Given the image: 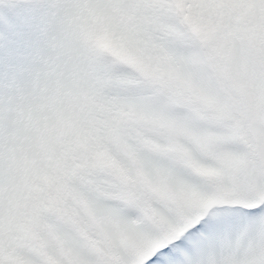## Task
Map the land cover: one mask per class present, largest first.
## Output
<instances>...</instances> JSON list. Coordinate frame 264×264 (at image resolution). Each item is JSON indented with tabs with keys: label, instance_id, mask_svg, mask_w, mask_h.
I'll return each mask as SVG.
<instances>
[{
	"label": "snow or ice",
	"instance_id": "1",
	"mask_svg": "<svg viewBox=\"0 0 264 264\" xmlns=\"http://www.w3.org/2000/svg\"><path fill=\"white\" fill-rule=\"evenodd\" d=\"M0 264H264V0H0Z\"/></svg>",
	"mask_w": 264,
	"mask_h": 264
}]
</instances>
